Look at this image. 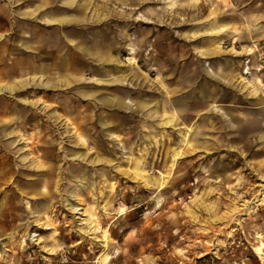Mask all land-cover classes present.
<instances>
[{"label": "rangeland", "instance_id": "1", "mask_svg": "<svg viewBox=\"0 0 264 264\" xmlns=\"http://www.w3.org/2000/svg\"><path fill=\"white\" fill-rule=\"evenodd\" d=\"M66 1L0 0V264H264V0Z\"/></svg>", "mask_w": 264, "mask_h": 264}, {"label": "crops", "instance_id": "2", "mask_svg": "<svg viewBox=\"0 0 264 264\" xmlns=\"http://www.w3.org/2000/svg\"><path fill=\"white\" fill-rule=\"evenodd\" d=\"M66 5L69 7L75 5V0H67ZM89 3L84 4V5H77L75 8L78 10L79 13H83V11H86L88 8ZM30 19H24L22 20V26L18 30L19 31V39H23V44L22 46L17 43L16 40L13 42L14 48H17L19 52L23 53H29V54H34L38 53L39 51H50V52H55V51H60V52H65V51H72V50H82L84 51L86 48L84 45L83 40L79 38H75L76 36L73 35L74 31L69 30L67 25L71 24L70 22L72 19L68 16H63V17H54V18H48L44 17L42 19V22L40 25L36 26L33 23V17L31 15L28 16ZM45 48V49H43ZM61 60V59H60ZM24 63L19 66L13 68L14 71L18 69V73H25L28 70L31 71V66L24 67ZM62 65V64H61ZM64 68L65 66L62 65ZM70 67L69 65L67 68ZM36 72L35 75H39V73H44V68H39L36 70V68H33ZM13 71V72H14ZM38 73V74H37ZM43 75V74H42ZM40 75V76H42ZM39 76V77H40ZM34 78V76L30 77ZM75 80H79L74 78ZM82 80V79H81ZM80 81V80H79ZM102 81L104 84L106 82H109L108 84H113L115 82V79H108V80H97ZM66 84V83H65ZM68 84V82H67ZM72 83H70L67 86H71ZM82 97H85V91H79L78 93ZM106 98L105 103H111L109 102L112 98H116L114 96H104ZM117 99V98H116ZM114 103H120L119 101L112 102L111 104Z\"/></svg>", "mask_w": 264, "mask_h": 264}, {"label": "bare ground", "instance_id": "3", "mask_svg": "<svg viewBox=\"0 0 264 264\" xmlns=\"http://www.w3.org/2000/svg\"><path fill=\"white\" fill-rule=\"evenodd\" d=\"M219 49H217V51H218ZM247 73V72H246ZM32 80H34L35 78H31ZM35 81V80H34ZM30 83H27L26 81L25 82H23V83H20V85H19V88H23L24 86H27V85H29ZM46 85L47 84H49V82H46L45 83ZM45 84H42V85H44V86H46ZM15 91V87L14 86H8V85H0V95L1 94H5V93H8V94H12L13 92ZM115 101H119L118 99H116V98H112L109 102H115ZM22 102L24 103H26V104H31V105H34V103L33 102H30V101H28V100H22ZM215 107V106H214ZM170 119V123H174L175 122V115H173L172 116V118H169ZM78 138H79V143L80 144H84L85 145V139L82 137V135L81 134H78ZM182 138V137H181ZM183 140H184V138H183ZM1 147V146H0ZM84 156L82 155V154H76V155H74L71 159L72 160H74V159H76V160H84ZM27 158H25V159H23V161H25ZM35 167L37 168V169H42V168H44V165L43 164H41L40 162L39 163H35ZM15 170V169H14ZM11 177V176H10ZM43 190H42V192L41 193H38V195H40V196H42L43 195ZM73 196V198L76 196H74V195H72ZM262 200V199H261ZM263 201H264V199H263ZM67 205L68 206H70V209L69 210H72V211H74V213H76V214H78V212L77 211H80L81 209H78V208H74L73 206H71V204L70 203H67ZM75 214V215H76ZM83 216H87V215H85V214H83ZM82 224H84L86 227H87V229L85 230V229H80V234L81 235H84V236H90V235H93V234H95V233H97V228H98V226L96 225V224H92V223H89L88 221H85V220H83V223ZM33 237H38V235H36V234H34L33 235ZM262 236L259 234L258 236H257V238H261ZM263 248H264V243L263 242H261V244L255 249V253H256V255H260V256H262V254H263Z\"/></svg>", "mask_w": 264, "mask_h": 264}]
</instances>
